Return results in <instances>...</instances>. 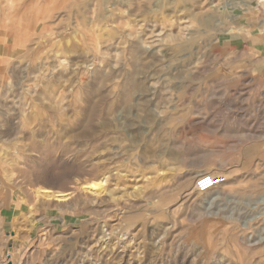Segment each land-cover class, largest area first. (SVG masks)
<instances>
[{"label":"rangeland","instance_id":"obj_1","mask_svg":"<svg viewBox=\"0 0 264 264\" xmlns=\"http://www.w3.org/2000/svg\"><path fill=\"white\" fill-rule=\"evenodd\" d=\"M239 1L0 0V264H264V0Z\"/></svg>","mask_w":264,"mask_h":264},{"label":"built area","instance_id":"obj_2","mask_svg":"<svg viewBox=\"0 0 264 264\" xmlns=\"http://www.w3.org/2000/svg\"><path fill=\"white\" fill-rule=\"evenodd\" d=\"M225 183V177L211 176L209 174L198 177L194 183V191L196 193L207 192L216 186L223 185Z\"/></svg>","mask_w":264,"mask_h":264},{"label":"bare ground","instance_id":"obj_3","mask_svg":"<svg viewBox=\"0 0 264 264\" xmlns=\"http://www.w3.org/2000/svg\"><path fill=\"white\" fill-rule=\"evenodd\" d=\"M245 1L246 0H240L238 3H240L241 5H245L246 6V4H245ZM81 129V128H80ZM82 130V129H81ZM75 131H77L76 129H75ZM78 131H80V130H78ZM77 131V132H78ZM72 132V131H71ZM81 132V131H80ZM92 132V131H91ZM84 133V132H83ZM89 133V132H88ZM95 133V132H94ZM93 133V134H94ZM71 134V133H70ZM88 135H91L90 133L88 134ZM95 135H97V134H95ZM92 137H93V135H92ZM82 134L81 135H79L78 133H77V135H75V134H71L70 135V140H72L73 142H75V143H79L80 142V140H82ZM87 138H88V136H87ZM92 142V141H91ZM211 176H213V175H211ZM36 182H37V180H35ZM38 181H45V178H39L38 179ZM97 188V186L95 187V185L94 184H87L86 186H84V187H82V190L84 191V192H88V191H93L94 189H96ZM214 189V188H213ZM81 190V189H80ZM212 190V189H211ZM210 191V190H209ZM208 192V191H207ZM95 193V192H94ZM49 192L48 191H46V190H41V191H36V195H43L45 198H46V196H48L49 197ZM42 196V197H43ZM54 196V195H53ZM52 196V197H53ZM47 197V198H48ZM55 198H56V196H55ZM57 198H60V199H63V198H65V196H60V197H58L57 196ZM260 202H262V203H264V197L261 199V201ZM244 226V225H243ZM144 241V240H143ZM155 249V248H154Z\"/></svg>","mask_w":264,"mask_h":264},{"label":"crops","instance_id":"obj_4","mask_svg":"<svg viewBox=\"0 0 264 264\" xmlns=\"http://www.w3.org/2000/svg\"><path fill=\"white\" fill-rule=\"evenodd\" d=\"M253 43L255 46L259 47L258 49H260V52H261L260 59L262 62V68L264 69V36L260 35L259 40L258 41L254 40Z\"/></svg>","mask_w":264,"mask_h":264}]
</instances>
